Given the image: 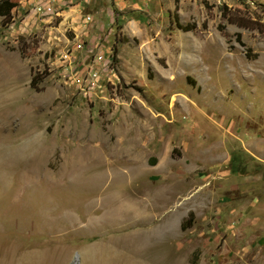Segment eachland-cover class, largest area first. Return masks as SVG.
I'll use <instances>...</instances> for the list:
<instances>
[{"label": "rangeland", "instance_id": "374dc122", "mask_svg": "<svg viewBox=\"0 0 264 264\" xmlns=\"http://www.w3.org/2000/svg\"><path fill=\"white\" fill-rule=\"evenodd\" d=\"M13 1L0 264H264V0Z\"/></svg>", "mask_w": 264, "mask_h": 264}, {"label": "built area", "instance_id": "2783aa9c", "mask_svg": "<svg viewBox=\"0 0 264 264\" xmlns=\"http://www.w3.org/2000/svg\"><path fill=\"white\" fill-rule=\"evenodd\" d=\"M49 6V5H46ZM38 11H42V7L38 6L36 8ZM52 12V7H49V13ZM91 21L90 15L84 16V23L88 24ZM98 49L95 54H93L92 60L85 65V69H87V76H80V68L75 67L76 57L74 60L71 59L72 52L80 51L83 49V43L79 42L78 48H73V51H64L66 53V61H62L64 63L63 69H65L69 76H71L72 82L77 84V89L81 92V94H93L95 92H112L116 90H103L102 84L99 81V88H91V81H98V74H105L107 77H111L106 73L105 69V61L109 56V50L104 48V44H98L96 46ZM62 66V65H61Z\"/></svg>", "mask_w": 264, "mask_h": 264}, {"label": "trees", "instance_id": "16d2710c", "mask_svg": "<svg viewBox=\"0 0 264 264\" xmlns=\"http://www.w3.org/2000/svg\"><path fill=\"white\" fill-rule=\"evenodd\" d=\"M15 7L16 4L13 0H0V22L1 20L9 21L11 19L12 11ZM179 28L184 32H188L193 29V27L192 26L189 27V25L180 26ZM229 163H230V171L233 174H238L240 172L241 163L237 153L233 152L230 154Z\"/></svg>", "mask_w": 264, "mask_h": 264}, {"label": "bare ground", "instance_id": "6f19581e", "mask_svg": "<svg viewBox=\"0 0 264 264\" xmlns=\"http://www.w3.org/2000/svg\"><path fill=\"white\" fill-rule=\"evenodd\" d=\"M79 47V43H77V44H75V46L73 47V48H78ZM69 51V50H68ZM3 66L1 65L0 66V70H1V68H2ZM1 73L2 72H0V76L2 77V75H1ZM80 76H87V69H85L84 70V72L83 73H80ZM0 77V78H1ZM102 77V74H98V81H91V88H97L98 87V84H99V81L100 80H105V78L106 77H104L103 79L101 78ZM106 80H108V82H109V84H110V89L109 90H116L117 89V84L116 83H114L113 81H111V79L110 78H107ZM73 83V82H72ZM12 85V84H11ZM73 85L75 86V87H77V84L76 83H73ZM2 86H5L6 87V85L4 84V83H2ZM12 87H13V85H12ZM113 92H116V91H113ZM8 90L6 91V93L4 94V95H1L0 96V104H3L1 107H0V111H1V113H3L2 112V110L3 111H8V110H10L12 107V105H11V103H13V101L14 100H11V94L9 93V95H8ZM110 100H113L112 99V97H110ZM20 113V112H19ZM0 117H2V116H0ZM22 117V116H21ZM8 119V118H7ZM6 120V119H5Z\"/></svg>", "mask_w": 264, "mask_h": 264}, {"label": "crops", "instance_id": "0c3cea01", "mask_svg": "<svg viewBox=\"0 0 264 264\" xmlns=\"http://www.w3.org/2000/svg\"><path fill=\"white\" fill-rule=\"evenodd\" d=\"M31 1H32V0H26L25 2H27V4L29 5ZM47 10H48V9H47ZM80 14H81V13H80ZM83 18H84V17L82 16L81 22H83ZM111 250H112V249H111ZM112 251H113V252H114V251L116 252V250H112ZM117 255L119 256L118 253H116V256H117ZM160 257H161V258L156 259L155 261L158 262V264H163L164 259L166 260V258H165V257L163 258V256H161V255H160ZM123 258H124V257H122L121 259H123ZM101 261H102V260H101ZM117 261H120V259H118ZM102 263H103V261H102ZM102 263H101V264H102ZM96 264H99V263H96Z\"/></svg>", "mask_w": 264, "mask_h": 264}]
</instances>
